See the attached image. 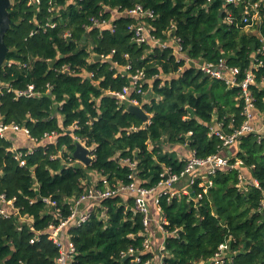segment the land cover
Returning <instances> with one entry per match:
<instances>
[{
    "label": "trees",
    "instance_id": "trees-1",
    "mask_svg": "<svg viewBox=\"0 0 264 264\" xmlns=\"http://www.w3.org/2000/svg\"><path fill=\"white\" fill-rule=\"evenodd\" d=\"M138 4L155 14L144 19L152 34L163 41L177 36L191 59H223L239 69L238 80L253 69L250 91L256 111L264 113V7L254 32H248L244 4L226 0H13L4 37L9 64L0 69V118L26 126L37 141L33 152L21 149L26 163L20 165L11 141L0 137V192L16 198L19 214L31 217L36 230L45 232L68 217V200L92 186L93 173L103 176L96 181L102 189L106 181L129 184L131 174L141 186L154 187L166 168L180 173L192 154H227L215 130L230 135L246 120L241 88L204 74L171 47L135 42L129 27L138 20L126 11ZM115 8L121 14L112 17ZM92 18L110 19L115 30L94 25ZM127 64L130 71L120 70ZM138 69L147 78L145 93L133 90L129 97L143 106L149 122L116 96ZM30 84L38 95L16 98L13 90ZM52 133L55 140L45 141ZM78 139L93 148L89 165L72 157ZM177 145L189 150L184 157L166 150ZM235 146L233 166L218 168L201 198L202 177L192 185L182 184L188 177L175 184L187 186L188 194L161 197L169 221L163 264H213L225 242L221 264H264V134L250 132ZM240 168L260 186L240 188ZM46 198L56 202L61 217L56 208L49 210ZM134 206L124 190L100 201L87 222L69 228L76 248L72 264L157 262L161 249L154 237L145 249L143 215ZM20 215L0 217V264H57L58 246L47 233L31 243L36 232ZM130 248L136 255L126 254Z\"/></svg>",
    "mask_w": 264,
    "mask_h": 264
},
{
    "label": "built area",
    "instance_id": "built-area-1",
    "mask_svg": "<svg viewBox=\"0 0 264 264\" xmlns=\"http://www.w3.org/2000/svg\"><path fill=\"white\" fill-rule=\"evenodd\" d=\"M226 2L244 4L243 22L247 27L255 26L262 19L261 7H264V0H226ZM110 11L112 13V17H114L116 14H121L116 8L111 9ZM126 13L137 18L138 20V22L131 24L129 27L134 34L133 38L135 42L138 44L150 43L162 49L171 47L173 48L174 54L177 56V58L183 59L186 63H194L204 74L224 80L231 87L238 86L241 88V97L244 99L245 103L244 114L246 116V120L240 128L236 129L230 135L224 134L221 129L215 130V134L223 140V146L225 150H231V147L234 146L242 136L250 132H256L259 134L260 131L255 129L252 123L254 117L253 110L255 109L254 97L250 91V86L255 83V73L253 69H249L246 72V76L243 80H238V75L240 73L239 69L228 67L223 59H220L217 64L199 62L197 60L191 59L185 54L181 44V39L177 36H171L167 41H163L160 38L155 37L151 32V26L144 21L146 18L148 19L155 17V14L152 10L146 9L142 5L138 4L134 8L127 10ZM232 19L233 17L231 15L227 17L228 22H232ZM92 23L96 26H100V28L107 26L111 31L115 30L114 24H112L110 19L92 18ZM50 25L52 27L55 26L54 23ZM131 69L132 65L127 64L120 70L130 71ZM129 77L130 84L125 86L121 92H117L116 96H118L122 101H129L139 104L138 101L130 99L129 96L133 90H137V92L141 94L145 93L143 89L144 84L147 81L145 72L143 69H138L135 73H131ZM9 90L11 91V89ZM13 92L16 93V98H29L38 95L33 84L28 85L27 89L13 90ZM0 137L7 138V140L11 141L12 146L10 149L13 152H16L15 157L20 160V165H25L26 163L25 160L22 159L25 153H23L21 149L26 148V153L29 154L36 148L35 142L37 140L31 136L30 131L26 126L15 122L6 123L1 118ZM45 138V141L53 142L56 138V134H46ZM78 141L85 144L80 139H78ZM55 142H57V140ZM89 149L91 150L90 156L93 159V148L89 147ZM231 156L232 154L228 153L216 154L202 159L197 158L194 154H192V156L186 158V166L180 173L174 172L171 168H166L162 174L163 179L159 181L156 186L151 188L141 186L135 180L133 174L130 175L132 181L129 184L119 183L114 186H110L106 181L105 188L102 189L97 186L96 182H94L92 186L86 188L81 195L68 200L71 205V214L66 218H61L58 224H51L49 229H46L45 232L35 229L31 217L27 215H20L19 208L15 206L16 198H9L5 192H0V217L10 218L14 214L20 215V219L26 222L30 226L31 230L36 232V235L31 239V243H35L39 240V237L43 233H47L48 238L51 239L60 250V256L57 259V264H67L68 262H72L73 257L76 255V248L70 241V235L68 234L69 228L72 226H81L87 222L91 218L95 207L98 205V203H100V201L114 197L124 190H128L131 192V195L134 198L135 206L133 209L143 215V235L145 236L144 247L145 249H150L152 239L151 226L155 220L153 215H156L157 213V226L164 234H168L165 226L169 224V221L160 207L161 197L168 196L169 198H172L179 196L182 193L188 194L190 193V189L188 187L179 189L175 188V184L182 178L188 177V182L190 185H192L196 183L197 177H202V181L199 184L202 188V192L197 196V198H201L202 194L207 193L208 188L213 184L212 178L210 176L215 174L218 168L233 166L230 164ZM130 164L131 167H135L136 165L134 162H130ZM241 164L242 161H236V165ZM240 169V188L245 189L247 185H253L256 187L260 186L256 179L250 180L248 177H246L244 170L242 168ZM149 195H153V203L156 209L154 213L152 212L151 206H149L147 199ZM46 201L49 205L55 206L56 212L54 213L57 217H61L60 210L56 207V202L50 200L49 198H46ZM175 232H177V230ZM66 237L68 240H66ZM228 248V243L225 242L220 244L219 251L213 258V264L224 263V257L226 254L225 252L228 250ZM160 249V259L157 262H153V264H163L162 258L164 254L162 253V250L164 249V245H162ZM126 254L136 255V250L134 248H130ZM136 260H140L138 256H136Z\"/></svg>",
    "mask_w": 264,
    "mask_h": 264
},
{
    "label": "water",
    "instance_id": "water-1",
    "mask_svg": "<svg viewBox=\"0 0 264 264\" xmlns=\"http://www.w3.org/2000/svg\"><path fill=\"white\" fill-rule=\"evenodd\" d=\"M12 5V0H0V69L9 64L7 60L8 46L5 43L4 37L11 26V18L9 9ZM96 58H99L98 56ZM127 110L138 115L145 122L150 121V115L144 110L142 105L126 101ZM231 154V150H227ZM91 150L88 146L78 141L75 150L72 152V157L84 165H89L92 162L90 156Z\"/></svg>",
    "mask_w": 264,
    "mask_h": 264
},
{
    "label": "crops",
    "instance_id": "crops-1",
    "mask_svg": "<svg viewBox=\"0 0 264 264\" xmlns=\"http://www.w3.org/2000/svg\"><path fill=\"white\" fill-rule=\"evenodd\" d=\"M253 115H254V117H253V120H252V123H253V125H254V127H256L257 128V130H259V129H261L262 131H264V113H258V111H256V109L255 110H253ZM260 131V130H259ZM232 153L231 154H233V152L235 153V151L237 150V147L235 146H233L232 147ZM166 150H169V151H175L177 154H178V156L181 158V157H184V154H186V153H188V149H187V147L186 146H171L169 149L167 148ZM77 162H79V161H77ZM92 180H93V183L94 182H96L98 179H103V176H101L100 174H97V173H93L92 174ZM186 183H188L189 184V182H188V179H185L184 180V182L182 183V184H186ZM185 187H187V186H185ZM182 188H184V187H182ZM181 188V189H182ZM152 207L154 208V210L156 211V209H155V207H154V205H153V203H152ZM48 208H49V210H51V212H53L54 211V209H55V206H53V205H49L48 204ZM154 216V218H155V220H154V222H153V224H152V226H151V228H152V230H151V232H152V234H153V236L152 237H154L153 238V242H155L157 245H158V248L160 249L161 248V246L162 245H164V241H163V239H164V233L159 229V227L157 226V220H158V215H157V213H156V215H153ZM66 240H68V238L66 237ZM160 246V247H159ZM155 249H157V248H155ZM160 251V250H159ZM160 259V258H159ZM159 259H157V261L159 260ZM67 264H72V262H68Z\"/></svg>",
    "mask_w": 264,
    "mask_h": 264
},
{
    "label": "rangeland",
    "instance_id": "rangeland-1",
    "mask_svg": "<svg viewBox=\"0 0 264 264\" xmlns=\"http://www.w3.org/2000/svg\"><path fill=\"white\" fill-rule=\"evenodd\" d=\"M12 2H13V0H12ZM254 29H255V28H253V27H247V28H246V30H247L248 32H254ZM255 129H257V128L255 127ZM259 130H260L259 133L264 134V131H262L261 129H259ZM147 199H148V202H149V206H151L152 212L154 213L155 210H154V208L152 207V203H153V195H149V196L147 197ZM153 205H154V203H153ZM154 207H155V206H154ZM149 208H150V207H149Z\"/></svg>",
    "mask_w": 264,
    "mask_h": 264
}]
</instances>
